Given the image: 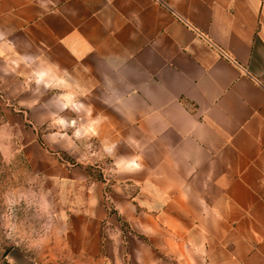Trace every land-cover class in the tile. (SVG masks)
I'll list each match as a JSON object with an SVG mask.
<instances>
[{"label":"crops","instance_id":"obj_1","mask_svg":"<svg viewBox=\"0 0 264 264\" xmlns=\"http://www.w3.org/2000/svg\"><path fill=\"white\" fill-rule=\"evenodd\" d=\"M19 37L112 91L102 150L163 196L138 209L118 185L120 217L185 264H264V0H0V41Z\"/></svg>","mask_w":264,"mask_h":264},{"label":"rangeland","instance_id":"obj_2","mask_svg":"<svg viewBox=\"0 0 264 264\" xmlns=\"http://www.w3.org/2000/svg\"><path fill=\"white\" fill-rule=\"evenodd\" d=\"M15 39L0 41V264H185L118 214V185L138 209L163 196L147 185L138 192L102 150L115 121L103 104L112 91L83 76L76 84L72 64H58L68 49Z\"/></svg>","mask_w":264,"mask_h":264}]
</instances>
